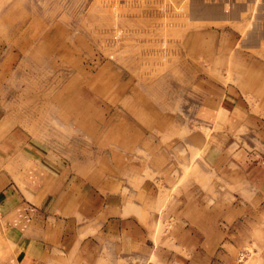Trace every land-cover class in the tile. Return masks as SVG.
I'll return each instance as SVG.
<instances>
[{
	"label": "crops",
	"instance_id": "1",
	"mask_svg": "<svg viewBox=\"0 0 264 264\" xmlns=\"http://www.w3.org/2000/svg\"><path fill=\"white\" fill-rule=\"evenodd\" d=\"M182 1L143 0L133 16L159 20ZM197 5L193 16L215 14ZM250 11L191 25L173 46L202 121L161 120L165 136L111 148L110 164L98 151L61 158L0 111V264H264V43L248 37L264 22ZM203 58L220 60L217 79L230 81L199 77ZM168 216L170 236L155 235Z\"/></svg>",
	"mask_w": 264,
	"mask_h": 264
},
{
	"label": "rangeland",
	"instance_id": "2",
	"mask_svg": "<svg viewBox=\"0 0 264 264\" xmlns=\"http://www.w3.org/2000/svg\"><path fill=\"white\" fill-rule=\"evenodd\" d=\"M141 3L0 0V111L7 122L25 126L66 159L88 151L103 154L136 138L140 143L149 134L162 138L166 132H161V120L201 122L181 79L188 66L177 64L183 51L173 46L191 25L235 21L244 9L251 14L262 9L264 22V0H183L174 15L155 16L151 22L142 13L133 16V7ZM193 4L200 13L215 14L193 16ZM249 31L254 45L264 43L263 24ZM199 62V77L212 78L219 86L230 81L229 72L217 79L220 60ZM175 65L182 70L175 72ZM237 136L252 142L254 134L241 129ZM102 163H109L104 154ZM174 221L173 216L159 220L155 235L170 236ZM250 254V247L243 248L237 262Z\"/></svg>",
	"mask_w": 264,
	"mask_h": 264
}]
</instances>
